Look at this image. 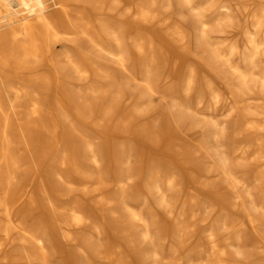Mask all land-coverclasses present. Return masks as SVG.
<instances>
[{"label":"bare ground","instance_id":"1","mask_svg":"<svg viewBox=\"0 0 264 264\" xmlns=\"http://www.w3.org/2000/svg\"><path fill=\"white\" fill-rule=\"evenodd\" d=\"M256 1L176 0L181 8V18H176L171 10H161L171 7L173 0H0V264H52L46 240L72 247L81 240L86 258L75 253L63 255L70 264H96V258L103 264H131L142 253L155 262L159 260L150 221L142 208L125 202L128 193L121 175L116 177L121 189L117 199L123 200L127 218L122 219L115 209L110 214L123 243L100 241L102 230L95 225L84 201L105 208V171L111 163L119 164L121 158L102 156L103 149L92 142L87 127L101 133L110 125L119 128L120 120L126 118L134 126L162 119L169 125L170 119L194 138L193 151L184 147L187 181L213 185L222 200L220 182L245 183L225 156L220 160L221 179L214 176L218 174L216 163L202 168L200 160L205 155L209 157L201 141L207 135L192 119L211 118L208 122L217 149L223 145L222 131L212 113H205L206 105L210 111L219 105L222 109L235 106L240 110V122L235 121L231 137L264 130V118L249 115L253 90L258 88L264 95V0L252 12ZM233 4L241 7L239 14L244 21L240 26L229 13ZM183 8L192 14L189 21L183 18ZM194 36L210 60L193 58ZM231 38L235 42L224 48V41ZM156 41L161 43L158 48ZM235 51L242 52L243 65L233 63L231 55ZM186 66L190 69L185 85L176 92V83ZM218 80L224 84L225 97ZM197 81L201 90L195 93ZM155 99L161 101L160 108L152 104ZM169 104L178 109L177 117L169 113ZM259 112L264 113V107ZM64 117L70 120L68 127ZM156 127L157 124L149 125L147 129L152 143L159 146L167 141L162 139L168 131ZM72 134L79 135V143ZM253 138L256 149H262L264 134ZM59 141L66 151L58 158ZM106 143L105 140L102 146L110 148ZM132 150L127 148L125 153L131 154ZM42 162H47L52 174L41 172ZM27 168L31 170L27 172ZM143 168L139 164L136 169L138 184L142 182ZM157 168L154 162L151 180L145 184L156 189L157 205L170 214L171 222L166 223L163 233L170 237L171 250L169 256L162 255V264L179 261L182 256L193 264L188 252L197 241H204L202 230L209 231V264L231 262L228 244L244 252L248 238L242 229L224 237L212 227H197V202L192 203L187 221L186 192L180 191L176 203L167 199L166 191L180 181L174 172H169L165 190L158 183L162 174ZM259 177L264 179V172ZM64 195L72 200L71 205L60 203ZM248 196L252 210L264 209V193L260 204L252 192L248 191ZM40 198L48 203L47 212L42 210ZM236 198L242 199L241 194L237 192ZM237 206L248 216L254 230L264 228V210L253 214L243 201ZM41 218L47 226L41 224ZM224 224L230 226L228 221ZM103 228L108 235L110 229L107 225ZM141 260L146 264L144 257Z\"/></svg>","mask_w":264,"mask_h":264},{"label":"rangeland","instance_id":"2","mask_svg":"<svg viewBox=\"0 0 264 264\" xmlns=\"http://www.w3.org/2000/svg\"><path fill=\"white\" fill-rule=\"evenodd\" d=\"M260 2L261 0H257L255 2V5L252 7V12L256 11V9L260 7ZM167 9L173 12L174 17L181 18V8L178 7L176 0H173L171 7H165L161 10L164 12ZM240 10V4L231 5L229 10L230 16L233 17L236 26H240V24H242L244 21V17L239 14ZM181 12H183L185 16L183 17L184 20L189 21L192 18V14L187 8H183ZM235 40L236 39L234 38L225 40L223 43L224 48L228 49L227 47H229L231 43L235 42ZM155 46L158 48L161 46V43L156 41ZM192 46L194 59L210 60L209 53L202 45L198 46L195 36L192 38ZM231 56L233 63L243 65L244 61L241 51H235ZM104 61L110 62L109 60ZM188 66H186L180 81L176 83V92H181L185 85L188 70L190 69ZM193 67L196 68L199 74L201 73L199 72L201 70L196 64H194ZM261 68L264 69V66L262 65ZM218 81L220 83L218 84V88L221 91L220 93L222 97H225L226 94L224 84L222 81ZM200 90L201 86L197 81L194 86V91L195 93H198ZM252 94L254 95V98L252 99L253 106L250 110L251 114L249 115L261 120L264 118V113L259 111L262 107H264V95L259 92L258 88H255ZM152 104L158 108H160L162 105L159 99L153 100ZM207 107L208 106L206 105L204 109L205 113L208 115H211L212 113L214 116L213 120H216L219 123L222 131L221 141L223 145L221 149H217V143L211 134L210 125L208 122L211 121L210 117L193 116V123L201 129L203 134L207 135V139H202L201 141L205 144L207 149L205 151L207 154H209V157L207 155H205V157L203 156L199 164H201L202 168L205 169L211 163H216L218 174L214 176L218 179H221L223 174L221 172L222 168L220 167V160L223 156H225L230 160L236 176L245 182L244 184L236 183L233 185L226 184V181L220 182L221 184H219L222 185L224 191V200L220 199L215 193V187L213 185L209 184L205 186L198 184V182H190L186 180L184 176V164L187 163V161L184 147H187L188 151H193V147H195L194 138L188 130L177 127L176 124L174 122L172 123L170 119H168L170 123L169 125L166 124L165 119H162L149 120L148 123L142 121V123L138 126H134L132 125L131 119L126 118L120 120L118 126L119 128L115 129L113 125H110L101 133H98L95 130L90 129V127H87V133L91 136L92 142L94 144L100 145V147L103 149L102 156L105 157L112 155L121 158L119 164L111 163L105 171L106 189L108 193V199H106L104 204L105 208L100 209L96 207V205L91 204V201H84V204L94 218L95 225L99 226L102 230L100 234V241L103 244L107 243L108 241L113 242L114 244L123 243V237L119 233L117 222H115L114 218L110 214V210L115 209L116 212L122 216V219L127 218V210L123 200L117 199V197L120 195L119 190L121 189L116 181V177L121 175L124 178L128 193L125 197V202L134 208H142L144 210L146 217L150 221V227L153 235L156 238L158 250L160 251L161 255L157 262H155L153 257L150 255H144L145 253H142V256H140L144 257V262H146V264H162V255L169 256L171 250V241L169 235H165L163 233V229L166 223L171 222L170 214L169 212L165 213L164 210H162L157 205L156 197L158 193L156 192V189L154 188L151 190L150 188L153 186L150 187L145 184V181L151 180L152 174L150 173V168L155 162L158 167L157 169L162 174L158 183L165 190L168 189L166 188V181L169 177V172H174L175 177L178 181H180L174 189L166 191L167 199L170 203H176L180 199V191L186 192L188 196L186 204L187 221L189 219V214L192 211V203L197 202L198 204L196 205V213L200 217L197 223V227H199V229L201 227H212L219 234H222V236L224 235V237H226L228 234L235 235V233L240 229L243 230V233L248 238L243 249L244 252H237L235 245L228 244L227 248L229 249L232 259L229 264H264V240H260V237L264 236V228L263 226H260L258 231L254 230L248 216L245 213L242 214V212H239V210H242V208L237 206L243 201L244 204L248 206V211L253 214L257 212L262 213L264 210L259 209L260 207L258 210H252L251 200L248 196V191L252 192L254 199L259 203L263 197L262 194L264 193V179L259 177V175L264 172V146L262 149L257 150L256 142L253 138L257 134H264V130L255 129L252 130L251 133H240L235 134L234 137H231L235 127V121L240 122V110L235 106L230 109H222L219 105L217 110L210 111L207 109ZM167 108L171 116L177 117L179 115L178 109L174 107L173 104H169ZM189 114L192 113L189 111ZM64 118L63 122L66 127H68L70 120L68 118ZM156 124V129L160 131L163 130L164 132L168 131V135H166L165 139H162V141H167L159 146L152 143L148 135L149 130L147 129L149 125L152 127V125L156 126ZM167 125L170 128H167ZM134 130H137V132ZM72 137L79 143V135L72 134ZM105 140L110 148L107 146H102V143ZM127 148L133 149L131 154L125 153ZM65 151V145L59 141L56 151L58 158L64 154ZM189 163L192 164V162ZM139 164L143 165L144 167L142 178L140 177L142 180L140 184L136 182L138 178L136 169L138 168ZM30 170V168H27V172ZM41 172L47 175L52 174V168L48 167L47 162H42ZM33 176L34 175H32L31 178H33ZM74 188H78V185H74ZM237 192L241 194L242 199L239 200L236 198ZM39 201L42 204V210L47 212L49 208L48 203L44 200V198H40ZM60 203L64 205H71L72 200L69 198V196L64 195L61 198ZM102 213L104 216H102ZM40 220L43 226H47L44 218H41ZM225 221H228L230 226L227 227L224 224ZM104 225H107V227L110 229L108 231V235L104 231ZM135 228L136 231L139 230L138 227L135 226ZM190 232L191 231L188 233ZM201 234L203 235L204 241L200 243L197 241V243L188 252L191 260H193V264H209L208 258L210 255V248L206 242L209 231L202 230ZM46 243L49 246L52 254V264H70L65 258H63V255H69L73 253L78 255L80 254L84 260L86 258V254L81 249V246L83 245L81 240H79V245L74 247L64 245L63 243L61 245H54L49 240H46ZM143 246L146 247L148 245L145 246V244H143ZM128 251L131 252L129 249ZM140 256L137 255L138 258L134 260V263L131 264H143ZM95 261L96 264H103V261L100 258H96ZM168 264L188 263L186 257L182 256L181 260H169Z\"/></svg>","mask_w":264,"mask_h":264}]
</instances>
